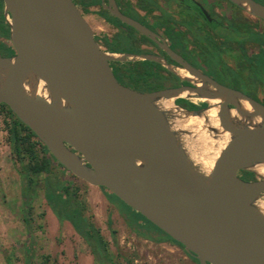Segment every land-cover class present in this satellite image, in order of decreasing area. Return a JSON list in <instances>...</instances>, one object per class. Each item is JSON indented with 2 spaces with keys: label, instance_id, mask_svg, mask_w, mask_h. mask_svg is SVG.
Segmentation results:
<instances>
[{
  "label": "water",
  "instance_id": "water-1",
  "mask_svg": "<svg viewBox=\"0 0 264 264\" xmlns=\"http://www.w3.org/2000/svg\"><path fill=\"white\" fill-rule=\"evenodd\" d=\"M227 1L264 21V4ZM99 3L163 50L194 85L151 91L125 86L110 62L151 60L177 72L159 55L103 50L72 0H2L14 54L0 56V103L59 165L115 195L198 264H264V214L258 206L264 210L258 201L264 176L251 169L264 164V104L191 67L159 34L123 14L115 0ZM169 98H203L206 106L186 109L172 103L174 114L156 105ZM207 100H217L218 125L229 136L203 173L181 144L180 135L190 134L174 130L170 121L200 115L209 107ZM240 170L254 173L255 179L243 180Z\"/></svg>",
  "mask_w": 264,
  "mask_h": 264
},
{
  "label": "rangeland",
  "instance_id": "rangeland-1",
  "mask_svg": "<svg viewBox=\"0 0 264 264\" xmlns=\"http://www.w3.org/2000/svg\"><path fill=\"white\" fill-rule=\"evenodd\" d=\"M128 1L135 6L134 0ZM259 1L264 2V0ZM155 7L153 1L144 0L138 9ZM88 9L91 12H82L83 17L97 38L98 44L105 50L99 39L103 36L111 37L116 33V29L93 13L99 9L97 5L89 6ZM233 10L247 20H256L238 7H233ZM130 15L136 17L133 13ZM165 28L173 30L176 25L167 23ZM117 44L121 45L120 42ZM137 45L148 46L145 42L139 41ZM8 46L9 44L6 45V49L9 48ZM123 48L126 49L125 46ZM109 64L116 78L121 82L115 62ZM159 72L164 73L161 70ZM187 99L193 103L204 102L198 98ZM171 102L180 105L175 98L171 99ZM5 121L9 122L10 116L0 106V264L25 262L27 264H96L82 238L66 220L59 221L47 206L43 197L42 179L51 182L57 180L62 185H68L70 190L74 189L76 199L84 207L83 214L90 217L107 241L109 256L115 264H196L193 259L185 255L181 247L171 242H161L143 236L147 234L156 238L161 235L145 220L131 213L122 203L108 201L100 187L87 184L56 164L49 167L48 173H40L33 178L35 182L30 190L27 205L24 206L21 188L25 175L20 162L11 151ZM250 173V176H255L254 173ZM263 195L259 196L258 200L264 206ZM131 226L137 228L140 233Z\"/></svg>",
  "mask_w": 264,
  "mask_h": 264
},
{
  "label": "flooded vegetation",
  "instance_id": "flooded-vegetation-1",
  "mask_svg": "<svg viewBox=\"0 0 264 264\" xmlns=\"http://www.w3.org/2000/svg\"><path fill=\"white\" fill-rule=\"evenodd\" d=\"M140 0H134L136 4ZM142 3L144 0H141ZM156 6L144 9L142 14L138 8L132 6L131 17L159 34L167 46L178 54L191 67L205 76L228 88L237 90L260 104H264V21L256 18L250 21L233 10L237 7L227 0H151ZM219 1L220 3H216ZM116 4L119 0H115ZM2 17L7 21L9 14L4 15L2 0H0ZM118 6V5H117ZM200 7L206 12L204 16ZM120 8V7H118ZM175 23L173 34L166 32L165 25ZM158 26V27H157ZM116 32L118 30L116 29ZM171 34V35H170ZM139 38V33H134ZM149 40V39H148ZM148 46L137 45L136 39L132 44L146 53L162 56L165 63L176 72L182 69L179 64L157 47L152 41H146ZM8 49H0V56L14 54L8 38L4 45ZM159 64V63H158ZM110 65V64H109ZM161 66L166 76L164 87L178 85H194L192 77H182ZM111 70L114 74L112 66ZM163 88V87H162ZM188 108L189 99L179 102ZM198 109L206 103H193ZM238 175L243 180H253L255 176ZM161 242H170L162 235ZM163 237V238H162Z\"/></svg>",
  "mask_w": 264,
  "mask_h": 264
},
{
  "label": "trees",
  "instance_id": "trees-1",
  "mask_svg": "<svg viewBox=\"0 0 264 264\" xmlns=\"http://www.w3.org/2000/svg\"><path fill=\"white\" fill-rule=\"evenodd\" d=\"M75 5H77L81 12L88 13L91 12L88 7L97 5L98 10L93 13L102 18L106 23L111 25L113 28L117 29L118 32L114 33L111 37L103 36L99 39L101 45L104 47L105 51L110 53H146L145 50L139 49L132 44V41L136 39L139 42L149 41L146 37L139 34V38H135L134 33L136 32L131 27L123 24L117 18L110 15L99 3V0H72ZM260 2L259 0H256ZM230 3L229 1H227ZM264 4V2H260ZM119 10L129 16L130 13H133L132 5L128 0H119L117 4ZM142 6V1H138L135 4V7L139 8ZM150 10V9H148ZM166 32L173 34V30H167ZM170 34V35H171ZM8 38V24L7 21L2 17L1 5H0V49H6L4 45L6 39ZM94 39L97 41V38L94 36ZM116 40V42H115ZM117 42H120L121 45H118ZM125 46L126 49H122ZM116 71L121 80V82L116 78V80L130 88H133L138 91H151L164 87L166 82V76L159 72L161 66L151 60H124L117 61ZM160 84V85H158ZM156 85V86H154ZM177 103L182 101V98L175 99ZM0 106L4 108L7 114L10 116V121H5V127L7 135L9 138V143L11 151L16 157V159L21 164V169L25 175L24 184L21 188L22 202L24 206L27 205V199L30 193L31 188L34 185V177L38 176L40 173H48L49 167L52 164H56L64 171L68 172L61 165H59L52 156L48 153L45 146L37 139L30 129L21 123L11 110L3 103H0ZM181 106V104H180ZM193 103H189L188 108H194ZM69 173V172H68ZM242 176H250L251 173L248 171L240 170ZM71 174V173H70ZM72 175V174H71ZM42 188H43V197L47 206L50 208L52 213L59 221L66 220L73 230L82 238L85 244L88 246L89 251L91 252L96 264H115L112 258L109 256L107 241L99 233L98 229L95 227L90 217H87L83 214V205L79 203L76 199V195L73 190H70L68 185H62L57 180L51 182L48 179H42ZM102 189V188H101ZM105 197L108 201L111 202H120L122 203L115 195L109 193L107 190L102 189ZM125 205L124 203H122ZM126 206V205H125ZM128 207V206H126ZM129 208V207H128ZM130 210V209H129ZM131 213L137 217L145 220L148 224L153 226L160 235L169 240L171 243L179 246H182L176 241L172 240L168 235L162 232L160 229L155 227L149 221L144 219L140 214L130 210ZM24 221L27 220L24 219ZM132 227V226H131ZM134 228V227H132ZM136 231L140 233L137 228ZM143 236L150 237L153 240H160L161 237L153 238L147 234ZM162 237V238H163ZM185 255L193 259L196 264L197 260L185 252ZM24 264H27L26 262Z\"/></svg>",
  "mask_w": 264,
  "mask_h": 264
},
{
  "label": "bare ground",
  "instance_id": "bare-ground-1",
  "mask_svg": "<svg viewBox=\"0 0 264 264\" xmlns=\"http://www.w3.org/2000/svg\"><path fill=\"white\" fill-rule=\"evenodd\" d=\"M177 72L182 77H191L185 70L177 69ZM37 92L44 95L41 87L38 86ZM183 92L181 95H184ZM205 100L203 98H198ZM209 107L205 109L200 115L181 116L180 118H173L170 121V125L174 130H184L190 135H180V141L185 153L191 162L203 173H206L212 167L213 161L216 158L218 152L228 140V133L220 129L216 118L217 100H207ZM156 105L163 110L175 112L174 106L169 99H160L156 102ZM241 105L245 109H249L245 102H241ZM232 117L236 116L234 110H230ZM175 114V113H174ZM206 127H212L216 130V133H211ZM251 169L258 176H264V164H254ZM264 196V195H263ZM259 201V200H258ZM263 203V202H262ZM264 214V210L258 205Z\"/></svg>",
  "mask_w": 264,
  "mask_h": 264
},
{
  "label": "crops",
  "instance_id": "crops-1",
  "mask_svg": "<svg viewBox=\"0 0 264 264\" xmlns=\"http://www.w3.org/2000/svg\"><path fill=\"white\" fill-rule=\"evenodd\" d=\"M137 12H138L139 14H142V13H143L142 10H140V9H138Z\"/></svg>",
  "mask_w": 264,
  "mask_h": 264
}]
</instances>
